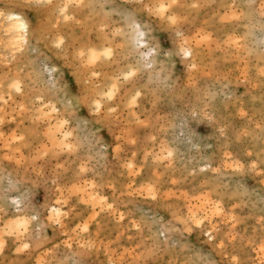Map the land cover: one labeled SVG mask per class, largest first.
I'll return each instance as SVG.
<instances>
[{"label": "clouds", "instance_id": "1", "mask_svg": "<svg viewBox=\"0 0 264 264\" xmlns=\"http://www.w3.org/2000/svg\"><path fill=\"white\" fill-rule=\"evenodd\" d=\"M0 264H264V0H0Z\"/></svg>", "mask_w": 264, "mask_h": 264}]
</instances>
